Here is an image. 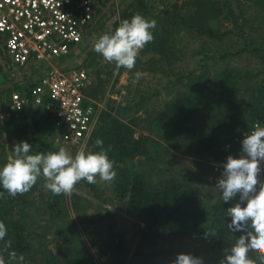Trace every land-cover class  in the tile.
Wrapping results in <instances>:
<instances>
[{
    "label": "rangeland",
    "instance_id": "1",
    "mask_svg": "<svg viewBox=\"0 0 264 264\" xmlns=\"http://www.w3.org/2000/svg\"><path fill=\"white\" fill-rule=\"evenodd\" d=\"M133 2L134 0L102 1L88 29L86 40L64 60H60V65H63L65 69L81 67L88 72L90 85L86 89V94L99 104L97 126L110 116L127 122L134 119L135 134H148L146 124L150 119L146 109L149 112H155L161 107L165 98L169 101L170 97L167 99V95L163 94L166 88V91L182 94L184 88L180 83L181 74L199 69L200 62H208L209 75L228 68L241 77H245V73L250 72L246 77H251L252 83L264 78V52H252L249 49L242 51L245 43L243 36L247 37L248 47L251 48H258L264 41V0H146L150 17L143 16L156 21L153 35L155 37L156 34L157 37L162 38L160 40L162 43L157 47L161 53L147 50L145 46L140 51L132 70L121 68L119 73H115L114 65L106 63L101 55L95 53L93 45L102 34L114 30L121 20L130 19L133 15L139 14L131 6ZM202 8L208 10V15L216 17L219 30L224 32V36L216 43L203 40L187 27L188 23L198 19V16L194 15ZM178 16L185 18L184 27L180 32L179 40L173 42L172 38L175 37L171 34V26L179 19ZM212 44L220 55L224 53L232 55L223 58L220 55L213 56ZM204 52L209 54L208 57L204 55ZM150 58L153 60L149 61ZM29 71L27 67L21 70L18 76L13 77V70L4 68L0 63V98L4 100V103L8 102L10 92L14 90L13 87L20 79L28 80V77H31L28 74ZM137 73L140 74V78L138 82L133 83ZM243 86L249 90L247 87L249 84ZM44 108L42 105H30L23 108V111L20 110L21 112H7L6 119L0 123V166L13 156L14 145L21 141L31 145L30 141L38 134L54 148L64 147L73 155L80 150H91L84 142L78 145L72 144L62 128L56 124L54 116L51 120L44 118ZM255 122L264 123L253 121L248 124L244 133ZM173 148L168 145L169 152L159 158L155 164L148 162L144 164L145 172L149 173L151 181L158 180L156 167L161 165L162 159L168 161L174 170L178 167L175 156L180 155H177V151ZM38 151L36 145H32V153L35 154ZM183 164H186V170L192 175V187L206 204L221 198V191L216 188V184L222 178L223 168H210L208 165H211L208 162L191 161L190 158H184ZM43 183V179H39L32 188L33 193L27 195L25 200L39 206L40 194L49 192L43 187ZM114 184V182H102L98 177L95 184L105 197L113 199V203L110 204L93 198L82 187H74L72 194L79 196L76 200L79 208L74 209L70 205L71 195H65L69 205L65 206V201L63 202V213L60 215L62 221L52 223L48 227H45V223L43 224V220L46 219L43 213H32L30 219L36 222L32 227L34 234L37 237L44 234L46 249L56 254L59 253V248L64 249V241L61 240L64 232L69 230L71 236L81 238L80 242L84 244L93 264H139L134 257V253L138 251L172 250L171 256L176 258L178 254L189 255L192 250L208 249V243L202 237H187L180 240L164 238L157 244L143 242L141 235L144 223L124 209L125 203L117 199ZM107 213H110V218ZM68 219L74 222V226L70 229ZM93 219L95 222L91 221ZM110 222H112L111 227ZM115 232L121 234L122 248L125 251L118 249L113 241ZM75 241L76 238H72V242L67 247L68 251L75 249ZM230 249L212 255L209 253L206 259L216 260L217 264H221L230 253ZM249 256L255 259L256 263H261L258 254L249 253ZM3 257L6 256L3 255ZM36 257L37 261L24 258L23 262L17 258L13 264H41L39 255ZM87 263H90V260Z\"/></svg>",
    "mask_w": 264,
    "mask_h": 264
},
{
    "label": "trees",
    "instance_id": "2",
    "mask_svg": "<svg viewBox=\"0 0 264 264\" xmlns=\"http://www.w3.org/2000/svg\"><path fill=\"white\" fill-rule=\"evenodd\" d=\"M131 6L137 13L150 17L146 0H134ZM207 11L206 8L197 11L194 16H198V19L188 23L187 27L203 40L216 43L224 36V32L219 30L216 17L208 15ZM184 19L179 17L171 26V34L175 37L172 38L173 42L179 40ZM243 37L245 43L242 51L249 49L252 52H264V41L258 48H251L248 47L247 37ZM161 39L155 34L154 41L147 44L146 49L159 52L157 47L162 43ZM211 52L213 56L220 55L213 44ZM204 55L208 57L209 54L204 52ZM230 55L232 54L224 53L220 57ZM199 64L198 70L181 74L180 83L184 88L182 94H178L161 109L147 112L150 119L147 121L148 134L135 135L127 122L110 116L102 124L95 126L86 145L90 147V151H99L95 140H103L104 149L109 159L114 161V170L117 173L113 181L116 197L125 203L124 209L129 214L144 223L141 235L143 242L157 244L164 238L180 240L202 237L206 239L208 249L192 250L189 255L198 257L202 264H217L216 260H207V254L212 255L231 248L239 236L244 234L229 229L231 218L226 213L227 208L239 202V196L227 203L219 198L211 204H206L192 187V175L186 170L183 161L184 158H190L191 161L202 160L223 166L229 155L237 157L239 139L248 124L253 121L264 122V78L252 83L251 77H246L250 72L241 77L228 68L209 75L208 62ZM184 79L186 81H183ZM246 84H249V90L243 86ZM19 89L18 86L15 87V90ZM0 100L3 103L1 98ZM44 109V118L51 120L54 116L53 108ZM30 143L36 145L40 152L58 150L39 134L32 138ZM168 145L174 147L176 154L180 155L175 156L178 167H174V170L168 161L162 159L161 165L156 167L158 180L151 181L149 173L145 172L144 164H155L169 152ZM75 187H82L89 195L103 203H113V199L105 197L95 184L81 181ZM0 192L4 193L0 196V221L8 229L5 241L0 242V254L6 256L5 264L14 263L15 259L9 256L12 251L16 252L17 258L22 255L35 261L39 255L41 264H93L84 244L80 242L81 238L71 236L69 230L64 232L61 240L64 241V249L59 248V253L56 254L46 249L44 234L37 237L33 232L32 227L36 222L30 219L32 213H43L46 217L43 220L45 227L62 221L60 215L63 213V202H66L65 206L69 205L65 195L54 196L50 191L41 193L39 206H36L25 200L27 195L33 193L32 189L16 197L9 196L2 187ZM78 198L77 194H71L70 205L76 210L79 208L76 201ZM107 216L110 218V213H107ZM91 221L95 222L94 219ZM68 223L69 229L74 226L71 219H68ZM72 238H76V247L73 251H68L67 247ZM112 238L118 249L125 251L122 248L121 234L115 232ZM172 252L166 249L138 251L134 253V257L139 264H174L176 258L171 256ZM88 260L90 263H87Z\"/></svg>",
    "mask_w": 264,
    "mask_h": 264
},
{
    "label": "clouds",
    "instance_id": "3",
    "mask_svg": "<svg viewBox=\"0 0 264 264\" xmlns=\"http://www.w3.org/2000/svg\"><path fill=\"white\" fill-rule=\"evenodd\" d=\"M156 21L135 14L130 19H123L108 33L102 34L94 43L93 50L103 60L114 65V72L120 69L132 70L142 49L154 41L153 30ZM137 73L133 83L138 82ZM95 145L99 151L80 150L74 155L66 148L47 153H32V145L21 141L13 147V156L0 166V187L11 197L29 192L39 179L43 187L54 196H70L74 187L81 181L96 184L100 181L111 183L117 173L114 161L109 159L104 149V142L97 138ZM239 157L229 155L223 164L222 178L216 188L221 191L224 202L239 196V202L227 208L231 218L228 227L233 232H242L221 264H256L249 253L258 254L264 264V180L258 179L261 162L264 161V127L256 123L253 130L241 141ZM4 193L0 192V196ZM243 203V206H242ZM7 226L0 221V242L5 241ZM10 246V245H9ZM12 259L17 258L15 251L9 252ZM19 259L23 262L24 257ZM0 264H5L0 254ZM174 264H202L198 257L178 254Z\"/></svg>",
    "mask_w": 264,
    "mask_h": 264
},
{
    "label": "built area",
    "instance_id": "4",
    "mask_svg": "<svg viewBox=\"0 0 264 264\" xmlns=\"http://www.w3.org/2000/svg\"><path fill=\"white\" fill-rule=\"evenodd\" d=\"M102 1L0 0V63L13 70V77L27 67L32 77L29 84L20 79V89L10 92L0 108V123L7 112H18L28 103L52 107L56 124L70 142H87L96 126L99 104L86 94L88 72L81 67L65 69L60 60L86 40ZM256 123L241 135L237 157L242 139ZM258 179L264 180V161Z\"/></svg>",
    "mask_w": 264,
    "mask_h": 264
},
{
    "label": "crops",
    "instance_id": "5",
    "mask_svg": "<svg viewBox=\"0 0 264 264\" xmlns=\"http://www.w3.org/2000/svg\"><path fill=\"white\" fill-rule=\"evenodd\" d=\"M32 71L35 73L36 71H35V66H34V64L32 65ZM25 80V79H24ZM23 82V81H22ZM25 82L26 83H32V77H28V80H25ZM16 85H18V82H17V84H15V86L13 87L14 89H15V87H17ZM167 89V88H166ZM166 89H164L163 90V94L166 96L167 95V99H169V97H170V99H169V101H171L172 99H175V97L180 93V92H176L177 94H175L173 91H169V90H167L166 91ZM172 93V94H171ZM169 101H167L166 100V98H165V101L161 104V107L160 108H158V110L159 109H161L167 102H169ZM6 103V102H5ZM4 100H3V103L1 102V100H0V108H4ZM27 105H31V106H36V105H33V104H31V103H28ZM26 105V106H27ZM25 106V107H26ZM24 107V108H25ZM140 109H141V106H140ZM145 109V108H144ZM147 110V112H149L148 111V109H146ZM147 115H148V113H146ZM124 122H127V121H124ZM135 122V120L133 119V120H131L130 122H127L132 128H134L133 127V123ZM148 124V123H147ZM147 124H146V126H147ZM135 135H137V134H135ZM145 135V134H144ZM211 166H209L208 165V167H210V168H215V169H221V168H223V166H220V165H217V164H214V163H211V162H208Z\"/></svg>",
    "mask_w": 264,
    "mask_h": 264
}]
</instances>
